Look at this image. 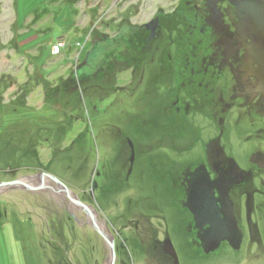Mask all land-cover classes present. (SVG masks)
<instances>
[{"label": "rangeland", "instance_id": "1", "mask_svg": "<svg viewBox=\"0 0 264 264\" xmlns=\"http://www.w3.org/2000/svg\"><path fill=\"white\" fill-rule=\"evenodd\" d=\"M189 1L0 0V264H145L141 214L175 264L233 257L194 262L180 231L224 80Z\"/></svg>", "mask_w": 264, "mask_h": 264}, {"label": "flooded vegetation", "instance_id": "2", "mask_svg": "<svg viewBox=\"0 0 264 264\" xmlns=\"http://www.w3.org/2000/svg\"><path fill=\"white\" fill-rule=\"evenodd\" d=\"M230 11L226 12L227 18H231ZM217 31L224 35V39H220L221 42L217 41L215 44L217 51L212 55L213 60L222 61V59L225 60L224 58L227 60V55H235L241 51L244 44L231 34L229 25L227 27L222 26ZM224 46L228 48V52L223 51ZM250 90L252 94L248 98L249 100L244 103L246 112L252 114V111H255L260 116H264V96L258 94L253 87ZM240 94H250L246 85L245 89L238 88L235 91L232 96L234 101L225 102L223 99L216 103L217 107L222 109L221 115L224 116L226 109L235 107L234 105L237 103L235 101ZM250 118L251 121L248 123L250 128H255L256 125L264 126V120L257 121L251 116ZM212 120L215 118L213 117ZM222 120H224L223 117L219 123L221 127L224 124ZM237 121L239 123L240 119L237 118ZM256 133L258 140H262L264 127L258 128ZM224 135L225 132L221 131L215 140L206 145L205 159L201 163L185 166L179 172L177 182L181 193L177 202L179 209L185 212L183 215L187 219L180 231L184 234L183 236L187 237L185 240L187 248L191 249L193 254H198L201 257L199 259L193 258L194 262L214 261L222 255L231 254L233 257H229L223 264H264V151L260 150L258 145L253 144L251 147L255 148V152L247 157L246 165L242 166L233 155L227 153L225 146L221 144ZM252 139L251 136L248 137L247 142H251ZM202 180L207 181L218 212L211 216L219 220L218 226L215 228L209 224L201 225L198 223V220L203 218L201 217L202 214H198L200 218H197V214L190 209V196L193 190L203 182ZM141 215L144 216L143 221L136 222L133 230L135 241L147 255L144 263L175 264L166 255L164 244L165 240L168 239L165 234L171 235V231H168L164 226L162 232L159 229L160 234H163L160 235L153 223L157 216L150 219L151 216L149 215ZM79 219L81 226L86 227V224L89 225L90 223L83 213L80 214ZM203 220L207 221V219ZM163 221L166 222V218ZM110 236L115 241L112 233ZM116 250L121 251L120 247H117ZM122 264H126V262L123 261Z\"/></svg>", "mask_w": 264, "mask_h": 264}, {"label": "water", "instance_id": "3", "mask_svg": "<svg viewBox=\"0 0 264 264\" xmlns=\"http://www.w3.org/2000/svg\"><path fill=\"white\" fill-rule=\"evenodd\" d=\"M200 2L201 5L194 3V0L187 2V30L198 27V33H207V48L199 50L198 53H204L205 65L213 75L224 78L219 85L214 101V118L218 123L212 140H215L221 131L225 132L221 144L225 146L229 155H233L240 165L245 166L248 161L247 157L255 152V148L251 147L253 144L258 145L259 149L264 151V137L262 140H258L256 133L258 128L264 126L256 125L255 128H250L248 125L251 121L250 116L256 118L257 121L264 120V116H260L255 111L248 114L244 104L252 94L251 87L255 88L258 94L264 96V0H200ZM228 10H231V18L226 16ZM221 15L222 17H220ZM228 25L231 27V34L236 39L238 38L237 40H241L244 45L239 53L227 55V60L226 58L222 61L213 60L212 55L217 51L215 44L220 39H224V35L218 33L217 29ZM223 51L228 52V48L224 46ZM245 85L250 94H240L235 101L236 105L233 104L235 107L226 109L224 116L221 115L222 109L218 108L216 103L223 99L225 102L234 101L232 96L235 91L238 88L245 89ZM222 117L224 124L221 127L219 123ZM237 118L240 119L239 123ZM250 136L253 139L251 142H247V138ZM212 140L205 141V149ZM179 172L176 174L177 176H179ZM202 181L190 196V209L197 214V218H200L198 214H202L203 218L199 219L198 223L209 224L215 228L218 226L219 220L211 216L218 212L207 181ZM203 219H207V221L205 222ZM167 250L169 253L174 252L171 243L167 244Z\"/></svg>", "mask_w": 264, "mask_h": 264}, {"label": "bare ground", "instance_id": "4", "mask_svg": "<svg viewBox=\"0 0 264 264\" xmlns=\"http://www.w3.org/2000/svg\"><path fill=\"white\" fill-rule=\"evenodd\" d=\"M152 40V39H151Z\"/></svg>", "mask_w": 264, "mask_h": 264}]
</instances>
